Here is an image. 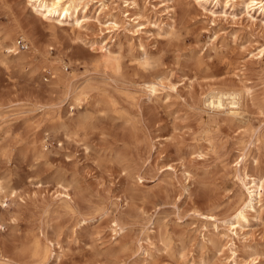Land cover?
Instances as JSON below:
<instances>
[{
	"label": "rangeland",
	"instance_id": "rangeland-1",
	"mask_svg": "<svg viewBox=\"0 0 264 264\" xmlns=\"http://www.w3.org/2000/svg\"><path fill=\"white\" fill-rule=\"evenodd\" d=\"M215 1L81 0L72 27L0 0V264H264V191L233 218L234 169L264 183V14Z\"/></svg>",
	"mask_w": 264,
	"mask_h": 264
},
{
	"label": "bare ground",
	"instance_id": "bare-ground-1",
	"mask_svg": "<svg viewBox=\"0 0 264 264\" xmlns=\"http://www.w3.org/2000/svg\"><path fill=\"white\" fill-rule=\"evenodd\" d=\"M229 1L230 0H226L225 7ZM24 2L30 7L31 11L40 14L49 21H57L59 23L68 22L72 27L80 26L81 22L78 19V13L81 0H24ZM204 3H206V0H204ZM218 4L219 0H216L214 6ZM239 5H242L246 12L253 11L257 12L258 15L264 14V0H240ZM113 24L116 25L114 22ZM11 47H15L14 42H11ZM100 49H104V52L101 54V57L103 58V65L105 67H110L112 71L117 72L120 67L118 56L114 55L111 47L101 46ZM260 53H264V50H261ZM148 83V88L151 92H154L155 85L157 84H154L153 82ZM92 89V84L88 81L83 86L74 87L66 93H70L71 99L74 101L75 105H79L82 101L87 100V95ZM241 96V92L235 90L217 91L209 94L207 96L206 102L207 106L213 110L218 111L221 110L222 107H225L228 111V115L238 117L240 114ZM91 120L92 115L84 113L77 124H88L91 122ZM61 128H63L65 131H69L70 124L66 125L65 123H62ZM234 170L238 181L246 190V195L241 199L233 213L235 223H239L241 220L246 221V214L248 213L249 209L253 208L254 202L257 199H261L262 191H264V183L256 182L255 178L250 180L248 173L245 172L244 169L240 176L238 175L240 174L239 172H241L239 167L235 168ZM208 216L211 218L213 217V215ZM235 233H237L236 230ZM32 249L34 255L42 258L44 263L49 257H51V247L48 245L42 246V243L39 240L33 241Z\"/></svg>",
	"mask_w": 264,
	"mask_h": 264
}]
</instances>
